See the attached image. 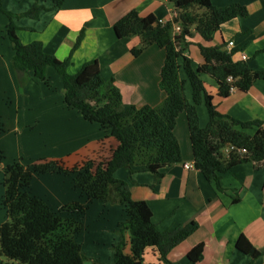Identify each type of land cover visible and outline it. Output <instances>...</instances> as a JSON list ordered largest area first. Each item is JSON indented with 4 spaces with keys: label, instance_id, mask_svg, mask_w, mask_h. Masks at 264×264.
<instances>
[{
    "label": "crops",
    "instance_id": "0c3cea01",
    "mask_svg": "<svg viewBox=\"0 0 264 264\" xmlns=\"http://www.w3.org/2000/svg\"><path fill=\"white\" fill-rule=\"evenodd\" d=\"M36 1L45 8L37 19L15 20L21 43L39 42L46 54L59 62L68 60L66 72L69 75H74L85 63L97 62L102 79H113L120 93V112L130 107H155L164 100L165 94L158 83L165 52L152 45L133 57L131 50L139 46L140 39L136 36L118 39L113 25L131 11L142 18L153 16L161 23H173L177 17L173 3L169 0H63L58 8L54 7L53 0H1V3L4 10L19 15ZM209 2L218 8L240 5L247 15L223 24L210 40H204L192 29L188 39L190 44L184 49L183 56L191 61L193 70L204 64L199 45L225 47L226 50L228 43L232 42L228 52L234 62H243L240 56L245 55V63L252 71H264V0ZM7 24V19L0 14V126L5 131L0 133V153L3 156L0 179L5 166L14 162L22 161L28 165L40 159H53L62 161L70 169L84 160L109 156L110 150L118 145L117 141L105 136L97 124L85 121L77 110L66 107L62 81L53 68L47 67L45 71L48 86L36 81L32 72H27L23 87H18L12 68L14 52L6 36ZM179 75L186 80L182 70ZM200 79L218 114L242 123H260L264 131V80H255L247 92L233 89L228 97L222 98L218 95V84L214 79L204 74ZM184 93L191 103L192 91L187 82ZM197 113L199 126L204 128L208 123L204 103L197 107ZM30 124H35L37 131H29ZM258 129L252 127L245 132L254 136ZM10 134L17 146L15 151H12L13 143L1 146ZM173 134L180 148L181 162L164 168L160 178L149 172L134 173L129 183L130 197L148 205L152 222L160 232H170L191 223L197 228L169 251L166 256L168 263L160 260L151 248L143 252L142 263L189 264L188 253L201 245L202 257L196 264H264L262 162H242L220 174L218 189L200 171L183 167L184 164L194 166L184 113L177 117ZM225 150L221 153L227 160L229 153ZM114 178L127 182L128 172L119 169ZM29 192L53 211L72 202H84L79 191L73 188L70 175L34 176ZM94 204H99L102 212H108L113 218L107 229L112 236L109 241L112 257L113 247L120 240V223L125 219L123 208L95 201L89 205L85 215ZM83 216L74 215L83 228H89L87 221L85 224L81 221ZM240 236L259 253L258 256L251 257L237 250ZM123 240V251L130 254L127 232L123 233ZM79 245L83 253L82 244ZM90 261L101 264L94 255L90 256Z\"/></svg>",
    "mask_w": 264,
    "mask_h": 264
},
{
    "label": "trees",
    "instance_id": "16d2710c",
    "mask_svg": "<svg viewBox=\"0 0 264 264\" xmlns=\"http://www.w3.org/2000/svg\"><path fill=\"white\" fill-rule=\"evenodd\" d=\"M169 1L177 12L173 23H161L153 16L142 18L131 11L113 25L118 39L133 36L140 39L139 46L131 50L133 57L152 45L165 52L158 83L165 94L164 100L155 107H130L120 112V93L113 79H102L97 62L85 63L74 75H69L68 60L59 62L46 54L39 42L21 43L15 20L37 19L45 10L42 5L36 1L29 10L15 15L4 10L0 0V14L8 21L6 36L14 52L12 68L18 87H23L27 72L48 86L45 71L47 67L53 68L61 78L66 107L77 110L85 121L97 124L105 136L118 143L109 156L84 160L70 169L62 161L53 159H40L28 165L19 161L5 166L0 180L3 188L0 208L5 212V220L0 224V264H83L85 258L75 240L83 227L74 215H85L95 201L123 208L125 219L119 226L120 240L113 247L112 264H143L146 248L153 249L160 260L168 263L169 251L190 236L197 225L191 223L160 232L152 222L148 205L131 199L129 183L136 172H149L160 178L164 168L181 162L180 148L173 134L181 113L186 117L194 168L218 189L219 175L232 167L249 161L262 162L264 166V131L260 123H242L218 114L200 79L203 74L210 76L218 84V95L226 98L231 88L247 92L255 80H264V71H252L245 62H234L225 47L199 45L204 64L197 70L183 56L193 28L204 40H210L223 24L245 17V8L237 4L218 8L209 0ZM52 2L58 8L63 0ZM175 24L180 26L178 36L173 35ZM180 70L186 76L185 81L180 78ZM229 77L231 82L227 81ZM185 82L191 87V103L185 97ZM201 103L208 114L204 128L199 126L197 113ZM252 127H259L254 136L245 132ZM228 145L245 149L246 154L229 153V158L224 160L221 151ZM119 169L128 172L127 182L114 178ZM46 174L72 176L73 188L79 191L84 202H72L53 211L44 201L32 196L29 187L33 177ZM124 232L129 234L130 254L123 251ZM236 248L251 257L259 254L243 236L238 238ZM201 257L199 245L188 253L187 259L189 264H196Z\"/></svg>",
    "mask_w": 264,
    "mask_h": 264
},
{
    "label": "rangeland",
    "instance_id": "374dc122",
    "mask_svg": "<svg viewBox=\"0 0 264 264\" xmlns=\"http://www.w3.org/2000/svg\"><path fill=\"white\" fill-rule=\"evenodd\" d=\"M2 129L3 127L0 126V133L5 132ZM29 131H37L35 130V124H30ZM29 131H27L25 134H27ZM12 141H15L14 136L10 134L6 136L1 146H3L7 142L11 144L13 143ZM16 148L17 146L14 142L12 151H15ZM2 190L3 188L0 187V194H3ZM85 216L82 217L81 221L84 224L85 221H87L86 224L89 225V228H83L81 232L76 235L75 238L76 242L78 244H82L83 247V255L85 258L83 264H94L90 261V256L93 255L101 262V264H112V249L109 245V241L112 236L107 233V229L110 228L109 225L113 220L112 216L108 214V212L103 213L99 204H94L92 210L89 212L88 215ZM4 220L5 212L2 211L0 208V224H2Z\"/></svg>",
    "mask_w": 264,
    "mask_h": 264
},
{
    "label": "built area",
    "instance_id": "2783aa9c",
    "mask_svg": "<svg viewBox=\"0 0 264 264\" xmlns=\"http://www.w3.org/2000/svg\"><path fill=\"white\" fill-rule=\"evenodd\" d=\"M179 33H180V26L177 25V24H175V25L173 26V35H174V36H178ZM232 45H233L232 42L228 43V45L226 46V50L228 51V49H229ZM240 59H241V61H243V62H245V61L247 60V58H246L245 55H241V56H240ZM227 81L231 82L232 79L229 77V78L227 79ZM231 91H233V88L230 89V92H231ZM225 149H226L225 151H226L227 153H236L238 156H243V155L246 154L245 149H238V148L234 147L233 145H228V146H226ZM183 167H184L185 169H187V170L194 169V166L191 165V164H184Z\"/></svg>",
    "mask_w": 264,
    "mask_h": 264
}]
</instances>
